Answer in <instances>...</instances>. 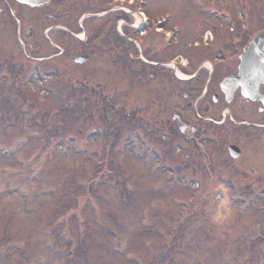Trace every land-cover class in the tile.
Returning a JSON list of instances; mask_svg holds the SVG:
<instances>
[{"label":"rangeland","instance_id":"1","mask_svg":"<svg viewBox=\"0 0 264 264\" xmlns=\"http://www.w3.org/2000/svg\"><path fill=\"white\" fill-rule=\"evenodd\" d=\"M138 7L151 27L166 19L164 29L179 30L166 57L185 62L196 47L188 44H202V30L227 11L236 28L264 31V0L121 2V9ZM4 38L16 50L15 38ZM101 55L73 67L88 83L86 97L80 84L74 89L76 108L60 107L70 82L39 80L33 67L22 86L32 105L17 99L19 111L0 114V264H264V192H240L237 182L249 180L231 177V161L210 139L202 141L209 157L183 147L169 121L165 79L140 86L121 64L115 80L116 68ZM4 76L0 68V85ZM134 121L141 128L124 131Z\"/></svg>","mask_w":264,"mask_h":264},{"label":"flooded vegetation","instance_id":"2","mask_svg":"<svg viewBox=\"0 0 264 264\" xmlns=\"http://www.w3.org/2000/svg\"><path fill=\"white\" fill-rule=\"evenodd\" d=\"M121 13V0H36L34 3L0 0V56L4 53L6 57L0 68L7 75L5 94L12 96L22 92L27 96L28 92L22 86L33 67L36 69L31 72L32 77L39 80L47 74L55 81L85 82L73 67L93 61L96 53L103 52L101 56L107 64L116 68H109L115 72V80L121 81V64L129 79L140 86L149 88V80L156 76L165 79L172 89L171 97H168L172 103L169 121L184 140L183 147L209 157L202 141L210 139L209 142L216 143L215 152L224 153L231 161V177L243 179L246 176L249 180L244 185L238 179L240 192H264L262 102L243 95L241 85L229 91L230 87L225 90L221 84L225 76L239 71L240 53L252 37L250 31L243 27L228 31L219 26L220 21L203 29V32L210 29L211 37L199 46L188 44L196 46L190 52L191 61H175V67L186 73L181 76L165 65L173 58L166 57L167 49L171 48L170 41L160 39L163 22L157 26L159 30L147 24L142 28L143 34H139L131 23L121 22L125 15L121 17ZM5 33L17 41L16 50L4 38ZM81 53L88 54L89 58L76 62L75 57ZM13 78L18 83L16 87H13ZM3 87L0 85L1 93ZM92 89L90 94L94 92ZM258 89L264 93L263 82L259 83ZM149 97L148 102L152 103L155 98L151 94ZM147 105L133 108L137 111ZM131 111L125 114L130 115ZM180 124H183L182 130ZM170 133L173 135L172 131ZM174 142L170 138L171 147ZM230 144L237 146V155L229 152ZM250 184V190L244 191Z\"/></svg>","mask_w":264,"mask_h":264},{"label":"water","instance_id":"3","mask_svg":"<svg viewBox=\"0 0 264 264\" xmlns=\"http://www.w3.org/2000/svg\"><path fill=\"white\" fill-rule=\"evenodd\" d=\"M27 3H34L36 0H23ZM88 59L87 54H79L75 57L76 61L82 62ZM240 72L227 76L222 85L241 83L244 94L252 98H260L264 104V94H260L257 88L258 81H264V32L254 36L241 53ZM176 117V114L174 115ZM182 128V125H181ZM229 149L233 155L237 153L233 150L235 145H230Z\"/></svg>","mask_w":264,"mask_h":264},{"label":"trees","instance_id":"4","mask_svg":"<svg viewBox=\"0 0 264 264\" xmlns=\"http://www.w3.org/2000/svg\"><path fill=\"white\" fill-rule=\"evenodd\" d=\"M124 16L127 17L126 14ZM70 83H71L70 87H69V89L65 95V100L62 104H60V107H61V105H63V108H66L67 106H71L74 109V108H76V107H74L75 104L81 105L80 98H77V99L74 98L75 87H77L80 84L81 85V91H82L81 94H82V96H85V97L87 96L86 92H88V87L85 83L80 82V81H74V82H70ZM82 109H84V106L82 107ZM4 113L6 116H8V109L0 106V114L3 115ZM99 113H100L99 115L101 116V118H103L106 114L105 111H102V112L100 111ZM162 149L163 150L165 149V147H163V145H162Z\"/></svg>","mask_w":264,"mask_h":264}]
</instances>
